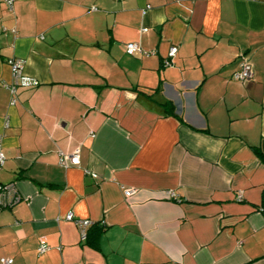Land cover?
I'll list each match as a JSON object with an SVG mask.
<instances>
[{"label":"crops","instance_id":"0c3cea01","mask_svg":"<svg viewBox=\"0 0 264 264\" xmlns=\"http://www.w3.org/2000/svg\"><path fill=\"white\" fill-rule=\"evenodd\" d=\"M0 146V259L264 264V0L0 1Z\"/></svg>","mask_w":264,"mask_h":264},{"label":"built area","instance_id":"2783aa9c","mask_svg":"<svg viewBox=\"0 0 264 264\" xmlns=\"http://www.w3.org/2000/svg\"><path fill=\"white\" fill-rule=\"evenodd\" d=\"M0 1L2 2V4H4L8 8V10L10 11L12 10L13 0H0ZM142 32H145V30H142ZM125 48H126V53L129 56L146 54L136 44H127ZM175 52H176V49L171 48L168 52L169 57H173L175 55ZM8 66L12 74V83L10 85H5V88L9 92L10 97H11L10 105L13 106L16 103L17 89L34 87L37 85V82L22 74V69H23L22 61L9 60ZM165 66H168V61H165ZM250 77H251V67L246 62H244L241 65L240 71L236 72L233 75V79L239 83H243L247 81ZM4 160L5 159L1 153V146H0V168L3 166ZM58 165L65 169L68 167L78 166L79 165V151L76 150L74 153H72L68 157H66L63 154H59ZM93 178H95V176H93ZM134 192H135L134 189H125L124 195L126 198H129L134 194ZM237 200L240 201L241 197L238 196ZM18 202H20V197L14 185L13 184H8V185L0 184V210L8 209L16 205ZM65 219L68 221H71L72 215L67 214ZM76 225L79 228L81 235H83L85 232V229L91 226L92 223L90 221H76ZM45 250H46L45 247H41L39 249V252L43 253ZM12 263L13 261L11 259H0V264H12Z\"/></svg>","mask_w":264,"mask_h":264},{"label":"trees","instance_id":"16d2710c","mask_svg":"<svg viewBox=\"0 0 264 264\" xmlns=\"http://www.w3.org/2000/svg\"><path fill=\"white\" fill-rule=\"evenodd\" d=\"M260 157L262 158V161L264 162V156H261V155H260Z\"/></svg>","mask_w":264,"mask_h":264}]
</instances>
